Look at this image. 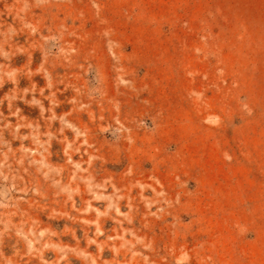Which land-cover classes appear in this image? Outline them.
<instances>
[{"label": "rangeland", "instance_id": "1", "mask_svg": "<svg viewBox=\"0 0 264 264\" xmlns=\"http://www.w3.org/2000/svg\"><path fill=\"white\" fill-rule=\"evenodd\" d=\"M0 264H264V0H0Z\"/></svg>", "mask_w": 264, "mask_h": 264}]
</instances>
